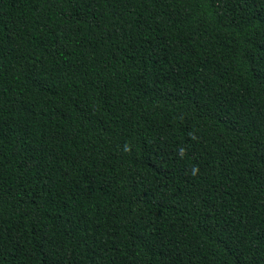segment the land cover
Wrapping results in <instances>:
<instances>
[{
  "label": "trees",
  "instance_id": "trees-1",
  "mask_svg": "<svg viewBox=\"0 0 264 264\" xmlns=\"http://www.w3.org/2000/svg\"><path fill=\"white\" fill-rule=\"evenodd\" d=\"M0 264H264V0H0Z\"/></svg>",
  "mask_w": 264,
  "mask_h": 264
}]
</instances>
